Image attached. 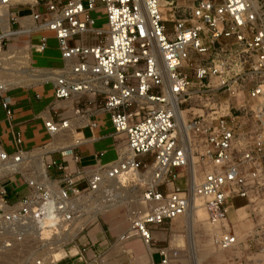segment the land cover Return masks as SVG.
I'll list each match as a JSON object with an SVG mask.
<instances>
[{
	"label": "built area",
	"instance_id": "1",
	"mask_svg": "<svg viewBox=\"0 0 264 264\" xmlns=\"http://www.w3.org/2000/svg\"><path fill=\"white\" fill-rule=\"evenodd\" d=\"M4 8L27 39L9 56L26 52L55 99L73 106L45 123L58 145L27 152L14 132V152L0 146V264L96 261L95 244L81 239L92 223L79 226L115 184L139 189L119 242L154 249L148 264H174L177 251L156 234L178 220L188 228L196 201L216 250L264 264V0H0ZM100 12L106 29L95 28ZM44 32L57 40L59 69L31 66L48 49L46 36L34 44L32 35ZM9 89L0 80L11 119ZM99 113L110 117L117 159L96 155L83 167L82 130H94Z\"/></svg>",
	"mask_w": 264,
	"mask_h": 264
},
{
	"label": "rangeland",
	"instance_id": "2",
	"mask_svg": "<svg viewBox=\"0 0 264 264\" xmlns=\"http://www.w3.org/2000/svg\"><path fill=\"white\" fill-rule=\"evenodd\" d=\"M16 2V0H15ZM16 11V8L12 7L10 12L13 13ZM28 10H24L21 13V16L28 15ZM104 13L100 12L94 14V17H102L99 21H97L95 28L96 29H106V21L103 19ZM12 17V16H11ZM3 20L4 16L1 17ZM8 19V17H5ZM12 19V18H11ZM26 20V19H24ZM28 21V19L26 20ZM23 22V20H22ZM10 29L12 31H16L19 29L17 24H14V21H9ZM3 34L2 24L0 25V35ZM42 33H34L32 35V42L37 44L39 41V37H41ZM27 39L23 36H12L10 38H3L1 53L5 54L0 56V80H8L10 79L13 82L18 83V85H27L31 84L29 81V75L43 71V70H33L29 65H24L21 62L22 59L19 57L22 56L21 53H17L14 57H11V50L19 49L25 50L27 47V43L25 42ZM50 48L58 47L54 42L49 44ZM13 53V52H12ZM28 61V60H27ZM29 62V61H28ZM34 61L32 57L31 66L35 68H40ZM47 72V71H45ZM19 85V86H20ZM17 86V85H16ZM120 146L119 143H116V147ZM134 193H130V190H127L125 186V191L120 194L121 198L126 199L123 201L122 205H118L113 208L112 211L107 212L105 214L99 213L97 218L85 228V231L81 235L82 241L83 239H87V242L91 244H95L94 251L98 256L96 261L90 262L89 264H140L139 254L142 252L144 245L140 243V247L137 244H133L132 247H124L125 250H132L129 254L128 252L117 254L116 250L120 244L119 237L129 229V211L131 208L137 206L136 201H134V197H136L140 192L139 189ZM132 194V195H131ZM127 195H130L127 198ZM113 201L109 199L110 202H107V205L101 206L98 209H102L106 206H110L113 204H117L120 201V198ZM130 201L133 203H130ZM135 204V205H134ZM242 204L241 201H234V206L238 207ZM199 207L201 206L198 204ZM96 209L95 211H97ZM94 211V212H95ZM206 215L199 214V219L197 220V224H195V245H192V240L190 239L186 223L183 220L175 221L172 224H168L164 226V230L159 231L156 234L157 238H159L158 246L159 247H169L170 249L177 251L178 255L174 261V264H228L229 259L234 257L235 251H219L216 250L211 242L210 236L207 226L205 225ZM101 227L102 232L97 236V228ZM89 237L92 242L89 241ZM183 237L184 244L180 242H176V239ZM104 240L106 242H104ZM135 240L131 241L134 242ZM130 243V242H129ZM139 243V242H138ZM126 244V243H124ZM92 255V253H90ZM105 260V261H104ZM155 260L159 261V256L155 255ZM149 262V261H148ZM148 264V263H147Z\"/></svg>",
	"mask_w": 264,
	"mask_h": 264
},
{
	"label": "crops",
	"instance_id": "3",
	"mask_svg": "<svg viewBox=\"0 0 264 264\" xmlns=\"http://www.w3.org/2000/svg\"><path fill=\"white\" fill-rule=\"evenodd\" d=\"M25 22L26 20L23 21V23ZM42 36L48 38V49L43 54L35 53L32 55L34 61H36L35 63L40 69L44 70H54L63 67L64 62L61 59L58 47L53 49L49 46L52 42L57 44L54 34L44 32L41 34ZM6 97L11 101L10 107L13 114L11 119L7 117L2 107V97H0V146L5 151L12 153L15 150L13 142L14 132L21 133L23 140L22 148L27 152L41 150L49 144H59L58 139L56 137L52 138L47 132L45 123L50 119L58 120L60 117L70 116L72 114L73 103L71 101H57L55 99L53 82L41 81L32 86H15L9 89ZM90 120L96 122L97 127L94 130L90 128L82 130L85 142L77 149V153L81 156V165L83 167H92L97 162L96 155H100L99 160L101 164L114 162L117 159L118 151L116 147L117 142L112 136L113 128L109 115L99 113L91 116ZM51 156L57 159L60 158L59 153ZM67 161H71V159L69 158ZM97 232V236L100 235L102 228L98 227ZM89 239L92 242L90 237ZM83 240L87 241L88 238ZM104 242L106 241L104 240ZM133 244H137L141 249L139 245L140 241L135 240L126 244L120 243L116 253L122 254L128 252L130 254L132 250H125L124 247L125 245L126 247H132ZM153 251L154 249L144 246L142 252L139 254L140 264H147ZM237 256L240 258L239 261L234 260L228 264L248 263L247 257L243 256V254L238 253ZM254 264H260V262L255 261Z\"/></svg>",
	"mask_w": 264,
	"mask_h": 264
},
{
	"label": "bare ground",
	"instance_id": "4",
	"mask_svg": "<svg viewBox=\"0 0 264 264\" xmlns=\"http://www.w3.org/2000/svg\"><path fill=\"white\" fill-rule=\"evenodd\" d=\"M13 2H15V0H12ZM16 1H18V0H16ZM0 22H2V29H3V34L2 35H0V45H1V40L3 39V38H10V37H12V36H14V35H17V36H20V35H23V34H25V31L26 30H23V32H14V31H12L11 29H10V27H9V23H8V21H7V19L5 18V17H9V12H8V8H4V9H2V10H0ZM6 14V15H5ZM2 16H4V18H3V20H1L2 18ZM24 21V20H23ZM23 27L25 28V29H28V27H29V25L31 26L32 25V23L31 22H28V21H26L25 23H23ZM1 50V49H0ZM2 55H5V54H2L1 53V51H0V56H2ZM19 59H22L21 60V62H23L22 64H24V65H29V62L27 61V54H26V52H22V56L21 57H19ZM37 74H35V73H33V74H31V75H29L28 77L30 78L29 80H27V82L29 81H31L30 83L31 84H27V85H33V84H36V83H38V82H41L42 81V78H44V77H47V76H50L49 74H47V72H45V71H39V72H36ZM43 80H45V79H43ZM2 81H4V82H6L8 85H9V87L10 88H13V87H15L16 85L17 86H19L18 85V83H16V82H13L11 79H10V81H8V80H2ZM47 83V82H46ZM54 145H56V143L54 144ZM42 154V153H41ZM115 190L113 191V193H115L112 197H111V195H109V196H107V197H105V199H104V202L105 203H103V204H100L98 207H97V209L98 208H100L101 206H105V205H107V202L109 201L110 202V200L109 199H112L113 201L115 200L114 198H116V200H118L119 198H120V201L117 203V204H113V205H110V206H106V207H104V208H102V209H98L97 211H95V210H92V213H91V215H90V218L87 220V221H84L83 223H81L80 224V226H79V228H82L83 226H85L87 223L89 224V223H92L96 218H97V215L99 214V213H103V214H105V213H107V212H110V211H112L113 210V208L114 207H116L117 205H118V207H119V205H122L124 202V200L126 199V197L125 198H121L120 197V194L121 193H123L124 191H125V186H123V185H116L115 184V188H114ZM110 193V192H109ZM132 195V194H131ZM130 195H127V198L129 197ZM198 204H200L198 201H196V202H193L192 203V209H191V213L189 214V218H188V220H187V226H188V228H187V232H188V235H189V237H190V239L192 240L191 242H192V245H195V224H197V220L199 219V214H204L205 215V213H204V210H203V208H202V205L199 207V205ZM95 211V212H94ZM100 215V214H99ZM77 234V233H76ZM76 234H75V236H76ZM180 242L181 244H184V240H183V237H180V238H178V239H176V242ZM60 248H62V247H60ZM53 256H54V258L55 259H60L61 257H62V255H63V250L62 249H60V251H55V252H53Z\"/></svg>",
	"mask_w": 264,
	"mask_h": 264
}]
</instances>
